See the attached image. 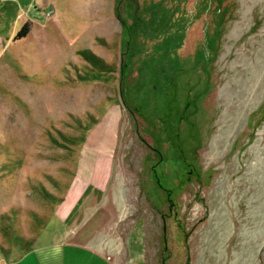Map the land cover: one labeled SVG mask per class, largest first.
Segmentation results:
<instances>
[{
    "label": "rangeland",
    "instance_id": "rangeland-1",
    "mask_svg": "<svg viewBox=\"0 0 264 264\" xmlns=\"http://www.w3.org/2000/svg\"><path fill=\"white\" fill-rule=\"evenodd\" d=\"M1 8L0 264L90 184L116 262L264 264V0Z\"/></svg>",
    "mask_w": 264,
    "mask_h": 264
},
{
    "label": "crops",
    "instance_id": "crops-1",
    "mask_svg": "<svg viewBox=\"0 0 264 264\" xmlns=\"http://www.w3.org/2000/svg\"><path fill=\"white\" fill-rule=\"evenodd\" d=\"M7 1L0 0V21L4 19L1 4ZM3 39L5 41L12 39V30L5 33ZM104 188L93 184L87 185L85 190L89 195H93L92 200L75 203L74 206H80V210L73 215L74 209L66 217L59 219L62 223L61 230L58 229L48 239L36 242L34 236H26V246L12 252L7 264H127L114 261L105 251L82 238V226L87 221L86 214L96 205Z\"/></svg>",
    "mask_w": 264,
    "mask_h": 264
},
{
    "label": "trees",
    "instance_id": "trees-1",
    "mask_svg": "<svg viewBox=\"0 0 264 264\" xmlns=\"http://www.w3.org/2000/svg\"><path fill=\"white\" fill-rule=\"evenodd\" d=\"M27 22L26 21H24L22 24H21V26L19 27V29L17 30V32H16V36L18 35V36H20V35H22V34H24L26 31H27Z\"/></svg>",
    "mask_w": 264,
    "mask_h": 264
}]
</instances>
